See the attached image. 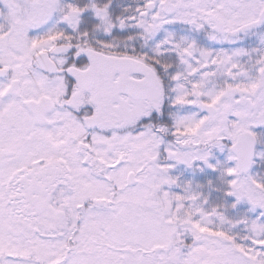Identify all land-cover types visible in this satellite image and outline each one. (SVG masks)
Here are the masks:
<instances>
[{"label":"snow or ice","instance_id":"obj_1","mask_svg":"<svg viewBox=\"0 0 264 264\" xmlns=\"http://www.w3.org/2000/svg\"><path fill=\"white\" fill-rule=\"evenodd\" d=\"M0 264H264V0H0Z\"/></svg>","mask_w":264,"mask_h":264}]
</instances>
